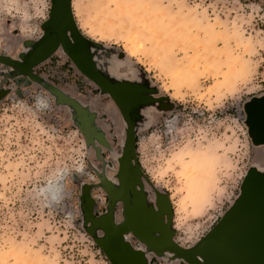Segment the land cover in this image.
Returning a JSON list of instances; mask_svg holds the SVG:
<instances>
[{
	"label": "rangeland",
	"instance_id": "rangeland-1",
	"mask_svg": "<svg viewBox=\"0 0 264 264\" xmlns=\"http://www.w3.org/2000/svg\"><path fill=\"white\" fill-rule=\"evenodd\" d=\"M51 1L0 0V55L42 41ZM72 10L76 32L101 47L93 56L110 61L102 75L141 89L128 108L138 172L127 202L145 195L172 240L195 246L264 172V0H72ZM49 56L34 79L0 64V264H113L104 241L145 264H180L126 227L120 107L66 53ZM50 90L83 108L87 135Z\"/></svg>",
	"mask_w": 264,
	"mask_h": 264
},
{
	"label": "water",
	"instance_id": "water-1",
	"mask_svg": "<svg viewBox=\"0 0 264 264\" xmlns=\"http://www.w3.org/2000/svg\"><path fill=\"white\" fill-rule=\"evenodd\" d=\"M52 1L54 3L51 6L49 18L45 22L46 27L44 28L56 31L62 36L68 26L73 27L77 31L73 17L72 0ZM47 32L42 36L43 39H47ZM41 42L39 40L36 43H28L30 50L26 55L21 53L18 59L0 55V63L13 68L17 74L27 75L34 79L31 76L32 66L47 58L55 49L53 44H49L47 50L43 51ZM15 72H13V75L16 74ZM84 74L92 79L103 91L112 94L114 98V87L119 90L125 87L127 90V88L132 86L129 89L130 91L128 90L129 92H127L128 103L129 101L134 104L138 103L136 98L139 96L141 89L136 84L121 83L112 85L99 71L93 75L87 72H84ZM43 85L47 87L46 83ZM50 92L55 94L57 101L73 108V112L77 114V117L82 122V131L87 135L86 131L89 129V125L83 108L72 99L61 95L60 92L55 93L53 90H50ZM142 98L146 99V96L142 95L140 99ZM121 112L128 126L123 155L120 159V172L118 174L122 185L121 188L124 192L125 187L129 186L128 176L135 175L138 172V166L133 164L134 123L129 112L124 113L122 110ZM105 186L110 197L115 194V190L109 184ZM126 197L127 195L124 192L122 194L123 202H125ZM142 197L145 198V195L142 194ZM158 202L157 198L155 203L160 209L161 205ZM149 210H151L149 214L143 216L140 213L136 215V212L131 211V207H125L123 215L128 230L140 242L145 244L150 251L160 255H169L173 259L178 260L180 264L184 261L186 264H264V172H261V174L250 173L245 180L243 192L237 203L203 239L191 248H183L176 244L172 240L173 233L169 223L163 227L162 221L158 217L160 213L152 209ZM168 221H171L170 216ZM102 222L107 223L105 219ZM111 236L117 237V235L112 233ZM98 244H100V247L103 248L113 264H138V262L145 264L143 257L137 251L132 250L130 247H127L129 249L125 248L123 244L116 250H108L105 241L102 243L98 242Z\"/></svg>",
	"mask_w": 264,
	"mask_h": 264
},
{
	"label": "flooded vegetation",
	"instance_id": "flooded-vegetation-1",
	"mask_svg": "<svg viewBox=\"0 0 264 264\" xmlns=\"http://www.w3.org/2000/svg\"><path fill=\"white\" fill-rule=\"evenodd\" d=\"M53 3H54V1H51V6ZM51 6H50V10H51ZM49 13H50V11H49ZM47 35H48L47 39H42L41 47H42L43 51H46L48 45L53 44L55 49L51 52L49 58L53 57L54 53H57L59 51L62 54L66 53L68 55V60L71 63H74V65L77 67V69L80 70L81 72H83V73L87 72V73L93 75L94 73H97V71H99L96 67V62L94 60L93 53H95V52L101 53L100 52L101 47L95 45L94 43L92 44V42H90V41L85 40V38L81 37L73 29V27L68 26L65 29L63 36L61 34H59L58 32L53 31V30H48ZM0 64H2V63H0ZM35 65H33V66H35ZM33 66H32V68H33ZM12 71H14L13 68H12ZM18 75H20V74L16 73V74H14L13 77L16 78ZM102 76H104V75H102ZM3 77L5 78V76H3ZM121 83H126V82L119 81L118 84H121ZM113 91H114L113 94L115 96V98L112 96L114 102L117 104V106L120 107V109L122 111H124V113H128V108L130 109L134 105V103L132 101H129V103L127 104L128 97L126 94L127 93L126 88L124 87L123 89L119 90L118 88L114 87ZM259 112L260 111L258 110V112L256 114H258ZM251 117H253V116H251ZM121 173H123V172H121ZM120 190H121V195H122L124 193L122 191L123 189L121 188ZM137 190L139 191V189H137ZM124 191H125V189H124ZM115 193H117V192L115 191ZM134 195H135V198L137 197V198H139V200H137V201L135 200V202L130 205V202L128 203L127 200L125 199V202H123L124 203L123 208L125 209V207L126 208L131 207V211L136 212V215H137V213H140L143 216L148 215L150 208H149L147 202H144V198L142 197V194L140 196V194H138L137 192L136 193L134 192ZM140 198L143 200H141Z\"/></svg>",
	"mask_w": 264,
	"mask_h": 264
},
{
	"label": "bare ground",
	"instance_id": "bare-ground-1",
	"mask_svg": "<svg viewBox=\"0 0 264 264\" xmlns=\"http://www.w3.org/2000/svg\"><path fill=\"white\" fill-rule=\"evenodd\" d=\"M124 11H130V8L124 9ZM106 59L107 58H105V55L104 54H102V57H100L99 54H95V56H94V60L96 62V67L99 70V73H101V74H103L102 71H101L102 69H99V68H107L108 65H111V64H109V62H110L109 59H107V60ZM131 87L127 88L126 92H129L130 91L129 89H131ZM259 162H260V165H264V160L263 161L262 160H259Z\"/></svg>",
	"mask_w": 264,
	"mask_h": 264
}]
</instances>
